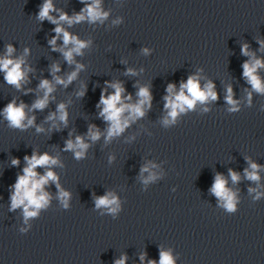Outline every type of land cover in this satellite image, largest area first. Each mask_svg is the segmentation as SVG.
<instances>
[{
  "label": "water",
  "instance_id": "95a60500",
  "mask_svg": "<svg viewBox=\"0 0 264 264\" xmlns=\"http://www.w3.org/2000/svg\"><path fill=\"white\" fill-rule=\"evenodd\" d=\"M44 2L0 0V58L11 45L10 58L23 57L22 68L31 69L19 89L0 71V264H116L122 257L125 264H159L161 252L170 253L174 264H264V93L243 75L245 62H264V0H101L108 13L102 22H60L90 42L74 56L83 68L67 87L55 85L51 67L58 64L56 75L66 79L75 64L49 44L57 25L39 19ZM52 3L56 19L85 7L81 0ZM56 45L63 46L62 37ZM244 45L251 55L242 54ZM256 75L264 83V67ZM189 76L198 77L202 89L211 82L217 99L197 102L166 126L167 86L179 92ZM43 79L55 90L44 110H30L43 96ZM115 82L131 95L128 103L137 101L140 87L149 88L152 101L143 117L106 142L108 124L96 105ZM229 87L236 111L225 100ZM12 100L26 105V116L35 117L32 126L9 125L2 113ZM60 103L67 125L57 120L54 128L47 117ZM90 125L102 133L99 140L87 136ZM76 136L89 144L80 159L65 150ZM33 152L58 159L51 170L59 188L45 185L47 207L26 221L22 207L11 209V195L27 166L24 157ZM252 163L259 166V181L245 176ZM146 165H154L156 177L148 183L150 173L141 172ZM47 170L36 169L39 175ZM217 174L235 193L234 212L211 191ZM61 190L69 194L67 208ZM107 193L119 202L115 213L95 206Z\"/></svg>",
  "mask_w": 264,
  "mask_h": 264
},
{
  "label": "clouds",
  "instance_id": "9594fccd",
  "mask_svg": "<svg viewBox=\"0 0 264 264\" xmlns=\"http://www.w3.org/2000/svg\"><path fill=\"white\" fill-rule=\"evenodd\" d=\"M85 3V7L80 13L69 17L66 13H62L58 19L50 16V12L54 11L52 0H45L40 12L39 19L44 20L47 18L50 22L56 24L54 31L56 35L49 40V44L54 51L62 53L65 61L69 64H75V70L69 73L65 78H62L56 73L60 71L58 64H53L51 67V73L55 81V85H64L72 83L83 68L82 64L76 63L74 56L81 55L82 49L89 46L90 42L82 41L77 36L70 34L63 27L60 26L61 21H66L70 26L74 23H80L87 20L89 23L96 21H103L107 18L108 13L102 11L101 0H81ZM62 37L63 46L57 47V39ZM264 46V42H261ZM14 51L11 45L7 46V54L0 58V71L4 72V79L9 85H15L17 89L21 87L22 82H26L27 73L31 69H24V58L12 59L11 54ZM242 54L251 55L248 52V46L244 45L241 48ZM28 50L25 49V54ZM147 54L148 49H144ZM264 67V62L259 59L253 58L251 62H245L243 65V75L247 79L248 83L252 86V89L259 93H264V83L256 75L257 69ZM128 74L135 75L132 69L127 70ZM107 83V82H106ZM55 85L48 79H43L39 83V89L43 91V96L38 98L32 105L30 110H44L50 100L51 93L55 90ZM108 87L113 89L112 92H108L107 88L103 89L100 93L99 102L96 105L100 108L99 116L108 124L106 129L105 141H110L113 137L119 136L129 126L130 122L135 121L137 118L145 115V106L151 107L152 95L147 87H140L136 93L137 101L135 103H128L131 101V95L125 96V89L120 82L109 83ZM167 93L164 97L165 109L168 110L167 117L163 120V123L168 124L175 123L176 117L179 113L185 112L186 109H193L197 102L204 103L208 100H216L217 93L214 91V85L209 82L202 89L199 83V79L196 76H189L186 82L180 84L179 92L175 91V85L169 84L167 86ZM78 95L83 96L84 92L81 91ZM251 94L249 93V99ZM233 93L231 87L227 89V95L225 97L226 102L231 106L230 111L238 110V102L233 100ZM102 106V108H101ZM26 105L23 102L17 104L15 100L9 102L3 109V116L8 121L9 125L14 128L24 129L28 126H32L35 121V117L28 118L25 113ZM68 113L66 111V105L60 103L56 111L51 113L48 117V121H52V127L56 128L55 121L59 120L65 126L67 125ZM27 120L25 124L24 121ZM37 132L43 131V128L37 127ZM102 133L95 125H90L87 136L91 141H97L100 139ZM89 144L85 143V140L81 136H76L74 140L69 139L65 143V150L72 151L77 159L82 158ZM26 167L23 168V174L17 177L16 183L13 185L14 192L11 195V209L23 208L24 218L27 221L30 217H35L41 208L47 207L49 203V194L44 190V186L50 181L57 183L58 177L51 170V166L58 163V159L51 157L49 154H37L33 152L32 155L25 156ZM12 164L18 165L19 160L13 159ZM37 167H44L48 170L39 175L36 171ZM151 166H145L141 169V172H149V176L145 179V183L154 180L155 174L150 172ZM258 165L250 164L251 171L245 169V176L251 181H259L260 177L257 174ZM229 174L233 183L238 182L240 177L236 172L229 170ZM226 180L220 174H217L212 185V193L223 202V206L229 212L235 211L236 197L235 193L226 188ZM59 188V184L57 183ZM250 191H253L250 189ZM259 195V194H258ZM69 194L64 191L59 192V198L64 203V207H68L67 200ZM96 208H107L110 212L115 213L118 211L119 202L112 193H107L104 196L97 197L95 199ZM143 259V258H142ZM126 257L116 261V264H125ZM149 264H156L155 261H149ZM159 264H174L173 258L170 253L161 252Z\"/></svg>",
  "mask_w": 264,
  "mask_h": 264
}]
</instances>
